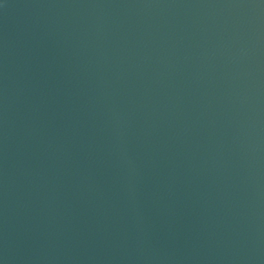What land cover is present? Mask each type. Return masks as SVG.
<instances>
[{
  "label": "water",
  "instance_id": "95a60500",
  "mask_svg": "<svg viewBox=\"0 0 264 264\" xmlns=\"http://www.w3.org/2000/svg\"><path fill=\"white\" fill-rule=\"evenodd\" d=\"M0 264H264V0H0Z\"/></svg>",
  "mask_w": 264,
  "mask_h": 264
}]
</instances>
